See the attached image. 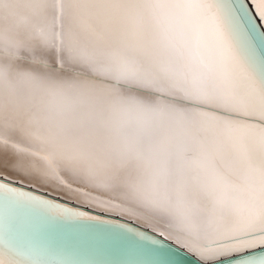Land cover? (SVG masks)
<instances>
[{
	"label": "snow or ice",
	"instance_id": "obj_1",
	"mask_svg": "<svg viewBox=\"0 0 264 264\" xmlns=\"http://www.w3.org/2000/svg\"><path fill=\"white\" fill-rule=\"evenodd\" d=\"M0 195V264H264V0H0Z\"/></svg>",
	"mask_w": 264,
	"mask_h": 264
},
{
	"label": "water",
	"instance_id": "obj_2",
	"mask_svg": "<svg viewBox=\"0 0 264 264\" xmlns=\"http://www.w3.org/2000/svg\"><path fill=\"white\" fill-rule=\"evenodd\" d=\"M8 214L4 197L0 195V230L3 229ZM21 225L34 232L41 240L51 237L65 247L68 250L67 254L56 258L62 264H127V261L132 259L103 252L74 230L62 227L49 228L37 217L24 216Z\"/></svg>",
	"mask_w": 264,
	"mask_h": 264
},
{
	"label": "bare ground",
	"instance_id": "obj_3",
	"mask_svg": "<svg viewBox=\"0 0 264 264\" xmlns=\"http://www.w3.org/2000/svg\"><path fill=\"white\" fill-rule=\"evenodd\" d=\"M5 15L7 16L8 22L13 26H16V25H22L21 18L25 15V13L23 12L22 9L15 8L10 14L6 13Z\"/></svg>",
	"mask_w": 264,
	"mask_h": 264
}]
</instances>
